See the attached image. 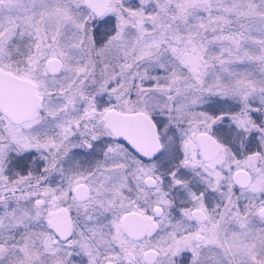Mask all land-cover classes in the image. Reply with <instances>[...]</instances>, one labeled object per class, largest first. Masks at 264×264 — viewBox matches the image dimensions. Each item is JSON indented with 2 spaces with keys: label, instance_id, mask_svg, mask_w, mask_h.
Instances as JSON below:
<instances>
[{
  "label": "snow or ice",
  "instance_id": "obj_1",
  "mask_svg": "<svg viewBox=\"0 0 264 264\" xmlns=\"http://www.w3.org/2000/svg\"><path fill=\"white\" fill-rule=\"evenodd\" d=\"M0 264H264V0H0Z\"/></svg>",
  "mask_w": 264,
  "mask_h": 264
}]
</instances>
